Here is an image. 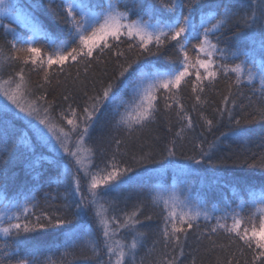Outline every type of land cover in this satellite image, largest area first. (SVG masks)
Masks as SVG:
<instances>
[{
  "label": "snow or ice",
  "instance_id": "snow-or-ice-1",
  "mask_svg": "<svg viewBox=\"0 0 264 264\" xmlns=\"http://www.w3.org/2000/svg\"><path fill=\"white\" fill-rule=\"evenodd\" d=\"M81 262L264 264V0H0V264Z\"/></svg>",
  "mask_w": 264,
  "mask_h": 264
},
{
  "label": "trees",
  "instance_id": "trees-1",
  "mask_svg": "<svg viewBox=\"0 0 264 264\" xmlns=\"http://www.w3.org/2000/svg\"><path fill=\"white\" fill-rule=\"evenodd\" d=\"M31 2V0H15V3H17L20 7H24L27 8V6L29 5V3ZM36 2H42V3H47V0H36ZM60 0H53V6L59 4ZM228 35L230 36L231 33H228ZM42 75V74H41ZM39 79V77H37L35 74H33L32 80L35 82ZM223 87V85L221 84V88ZM247 91V90H245ZM218 99V97H217ZM186 102L189 104H191V101L188 100V97H185ZM193 118H196L195 113H193ZM18 127L22 128V125H18ZM226 129H221V131H224ZM197 131H200V129L198 128ZM215 135H219V133L217 132ZM215 137L213 135H208V139L211 141L213 140ZM221 148L224 149L223 152L218 153V155H228L233 151H239L238 145L232 141H224L221 145ZM252 151L254 152H259L260 149H258L255 145L251 146ZM224 168L226 169L225 171L222 172V175H224L225 177H237V178H241L243 179L248 173H250L252 170L251 169H247V168H241L240 166H233L231 165V163H229L228 165H225ZM212 178H201V177H195V176H189L186 177L184 179H178L177 178V174L169 169L166 173H163L159 178H158V183H157V189L158 191L154 192L153 195L157 196V197H169V195L172 192V188L174 189L175 193L179 196L182 197V190L186 185H190L193 189V195H195L196 190L200 189L205 183L210 182ZM258 183V181H255ZM160 186H166V188L164 190L159 189ZM55 187V186H53ZM47 190V189H46ZM60 191L62 192L63 189H60ZM51 195H56L55 191H51L50 193ZM225 194L228 195L229 198H231V193L225 189ZM42 195V193H41ZM39 198V197H38ZM162 203V202H161ZM220 207H223V204L221 203L219 205ZM208 207H211V204L208 205ZM148 211H151V208L148 209ZM159 223L158 220L154 219L153 221V226L155 227L156 224ZM120 237H115V239H119ZM151 244V241H149V245ZM187 251V250H186ZM45 254H47L46 252V246H45ZM58 257L53 256L52 259L55 260ZM82 264V262H81Z\"/></svg>",
  "mask_w": 264,
  "mask_h": 264
},
{
  "label": "rangeland",
  "instance_id": "rangeland-1",
  "mask_svg": "<svg viewBox=\"0 0 264 264\" xmlns=\"http://www.w3.org/2000/svg\"><path fill=\"white\" fill-rule=\"evenodd\" d=\"M13 2L15 3V0H13ZM82 157L83 158H85V160H86V158H87V153H82ZM166 188V186H160L159 187V189H161V190H164ZM173 192H174V189L172 188V192H171V194L169 195V196H171L172 194H173ZM166 198V197H165Z\"/></svg>",
  "mask_w": 264,
  "mask_h": 264
}]
</instances>
